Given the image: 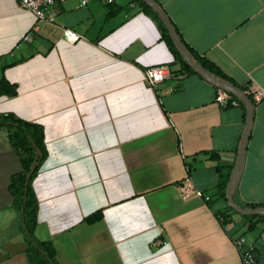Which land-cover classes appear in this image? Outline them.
<instances>
[{
  "label": "crops",
  "instance_id": "obj_1",
  "mask_svg": "<svg viewBox=\"0 0 264 264\" xmlns=\"http://www.w3.org/2000/svg\"><path fill=\"white\" fill-rule=\"evenodd\" d=\"M156 1L199 59L246 94H264V0ZM53 14L36 23L15 0H0V78L16 90L0 96V113L44 134L46 157L31 184L35 237L52 243L58 264H242L234 242L245 237L254 264H264V218L236 212L226 198L245 105L184 70L134 0H65ZM64 30L79 39L66 41ZM158 65L169 76L151 89L144 71ZM252 102L233 191L243 208L264 205V99ZM4 152L13 153L10 144ZM5 154L0 264H27ZM186 178L210 200L182 198Z\"/></svg>",
  "mask_w": 264,
  "mask_h": 264
},
{
  "label": "trees",
  "instance_id": "obj_2",
  "mask_svg": "<svg viewBox=\"0 0 264 264\" xmlns=\"http://www.w3.org/2000/svg\"><path fill=\"white\" fill-rule=\"evenodd\" d=\"M134 1L138 3L143 11L150 13L154 19H156L161 29L163 39L166 41L175 59L182 64L184 70L196 74V72L191 69L179 56L168 35L167 29L165 28L163 22L159 19L157 13L142 0ZM154 1L157 3L158 7L164 11L161 5L156 0ZM178 35L180 36L179 33ZM182 42L192 56L194 62L202 66L207 72L214 76V78L229 82L222 74L216 71L212 65L199 59V57L183 40ZM15 94V87L10 85L3 77H1L0 96L12 97ZM3 127L11 130L8 136V141L11 148L19 157L22 169L20 172L11 175L8 191L12 196V207L18 214L20 228L26 243V249L24 250L26 262L27 264H58L56 261L55 249L52 243L49 241H40L34 235L37 224V201L31 184L40 163L46 157L43 129L39 125L20 120L11 113H0V128ZM248 208L264 209V205L251 204L248 205ZM249 217L264 218V216ZM96 218V215L91 216L88 218V221H94Z\"/></svg>",
  "mask_w": 264,
  "mask_h": 264
},
{
  "label": "built area",
  "instance_id": "obj_3",
  "mask_svg": "<svg viewBox=\"0 0 264 264\" xmlns=\"http://www.w3.org/2000/svg\"><path fill=\"white\" fill-rule=\"evenodd\" d=\"M18 5L24 9L30 10L36 19V23L38 21H48L52 22L54 19L53 9L58 5L59 3L64 2L65 0H15ZM91 0H79L80 7H85L89 4ZM103 3H111L114 2V0H102ZM35 26L33 29L28 31L23 37L22 41L24 42H30L32 40V34L35 30ZM63 37L68 42H75L79 39V35L76 33L70 31V30H64L63 31ZM169 76L168 68L164 65H158V66H152L148 67L144 71V80L146 85L154 89L158 84L162 83L164 80H166ZM251 96V100L255 102H260L264 99V94L259 90H251L247 92ZM216 101L219 104H225V98L222 94H219L216 97ZM182 198L187 199L189 197H198L200 199H203L204 201L210 200V195L207 193H204L202 191L197 190L189 178L184 179V181L179 186ZM236 248L240 249L243 247V251L240 252V257L242 264H254L255 258L253 254V249L251 246L246 245V239L245 237H240L234 242ZM245 246V248H244Z\"/></svg>",
  "mask_w": 264,
  "mask_h": 264
},
{
  "label": "water",
  "instance_id": "obj_4",
  "mask_svg": "<svg viewBox=\"0 0 264 264\" xmlns=\"http://www.w3.org/2000/svg\"><path fill=\"white\" fill-rule=\"evenodd\" d=\"M146 5H148L153 11H155L159 17V19L163 22L165 28L167 29L168 35L174 44L179 56L186 62V64L193 69L198 75H200L204 80L208 81L211 84H214L218 87H220L222 90L231 93L235 97H237L246 107L247 110V122H246V128L242 137L240 149L238 152V157L234 166V169L231 174L230 181L228 183L227 187V202L228 204L238 213L242 215H258V216H264V209L263 208H243L240 207L238 204L235 203L233 199V191L235 187V183L239 174L240 167L243 163L245 153H246V144L248 140L249 131L252 127L253 122V102L249 98V96L238 87L220 80L214 78L209 72H207L202 66L194 62L192 56L186 49L185 45L183 44L181 37L176 32V29L172 23V21L169 19L167 14L162 11L157 3L154 0H142Z\"/></svg>",
  "mask_w": 264,
  "mask_h": 264
},
{
  "label": "rangeland",
  "instance_id": "obj_5",
  "mask_svg": "<svg viewBox=\"0 0 264 264\" xmlns=\"http://www.w3.org/2000/svg\"><path fill=\"white\" fill-rule=\"evenodd\" d=\"M10 132H11V130H8L7 128H4V127L0 128V155H1V152H3V154H5L4 151L9 147L8 136H9ZM11 150L13 152V153L11 152L12 154H10V152H7V154H5L6 157L5 158H4V156L2 157L3 158L2 162H4L5 164H6V162H9L8 165L6 164L8 170H9L8 171L9 175L12 173H14V174L18 173L22 170L21 166H20V162H19V157L17 156V154L14 152V150L12 148H11ZM15 155H16V157H15ZM14 159L16 160V162L14 161ZM6 172H4V174ZM9 175L7 174L8 178H9ZM9 181H10V178H9Z\"/></svg>",
  "mask_w": 264,
  "mask_h": 264
}]
</instances>
